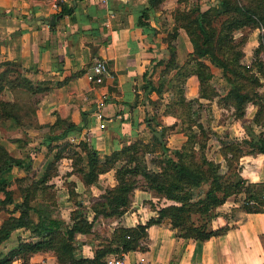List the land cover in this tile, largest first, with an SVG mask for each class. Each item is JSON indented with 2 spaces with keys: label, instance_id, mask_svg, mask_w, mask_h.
<instances>
[{
  "label": "crops",
  "instance_id": "0c3cea01",
  "mask_svg": "<svg viewBox=\"0 0 264 264\" xmlns=\"http://www.w3.org/2000/svg\"><path fill=\"white\" fill-rule=\"evenodd\" d=\"M63 5L73 7V13L61 14L54 24L48 23L60 15ZM179 5V0H164L156 9L152 0H0V73L4 69L1 63L12 60L34 83H44L51 88L37 108L33 104L35 95L24 89H5L4 99L18 100L31 109L36 108V113L30 108L22 112L24 123L14 119L0 120V142L12 155L29 159L38 178L55 160L62 145L66 141L72 142V136L77 142L82 138L89 140L101 157L137 139L150 141L160 118L155 114L158 109L153 107L158 95L155 90L146 88L147 78L154 79V84L160 79L159 61L169 56L164 40L175 24L173 12ZM148 7L151 27L138 23L140 13ZM162 13L165 16L160 18ZM175 44L177 59L182 64L192 51L189 36L183 28L179 29ZM101 59L106 61L109 74L102 83H95L90 75L94 63ZM59 116L85 125L80 134L73 132L66 138L53 139L49 145L46 142L49 134H60L63 128L52 131L38 125L54 124ZM60 162H64V168L68 170L57 171L49 181L59 191L65 188L62 181L76 175L70 156L63 154L56 165ZM240 164L245 179L264 182V153L243 155ZM114 172L102 173L99 182L106 179L114 185ZM6 175L14 179L25 176L26 172L14 167ZM139 190L143 199L153 197L152 191ZM238 195L240 200L244 199L243 193ZM15 199L22 200L20 192L15 194ZM223 206L229 210L218 216L213 229L228 225L224 233L207 239L184 237L170 219H164L147 228L145 249L124 252L127 264H134L140 255L164 264L198 261L205 264H264V212H247L232 196ZM142 211L128 210L115 221L98 216L94 225L96 238L80 234L79 238L85 241L79 247L78 255L94 257L103 239L110 237L117 227H135L158 215L155 209L149 213ZM3 212L0 223L8 215ZM94 217V212L90 211L89 219ZM69 218L70 213L66 219ZM19 238L36 239L31 237L30 230L19 228L0 245L5 247L3 252L16 248ZM117 255H108L107 262ZM31 262L57 264V257L52 251L37 252ZM21 263L18 259L13 264Z\"/></svg>",
  "mask_w": 264,
  "mask_h": 264
},
{
  "label": "trees",
  "instance_id": "16d2710c",
  "mask_svg": "<svg viewBox=\"0 0 264 264\" xmlns=\"http://www.w3.org/2000/svg\"><path fill=\"white\" fill-rule=\"evenodd\" d=\"M161 1L152 0L153 5H156L153 7L156 9ZM182 1L185 0H179ZM214 1L175 10V24L165 37L169 43L170 57L166 61H159L165 65L159 84L155 86L154 79L147 78L146 88L157 91L160 97H163L167 89L172 94L165 113L180 118L188 135L182 147L174 150L172 158L157 162L159 171L151 170L145 160L146 153L152 151L150 141L137 139L101 159V154L95 146L82 138L77 143L66 141L55 154V160L49 164L45 173L36 178L37 172L33 169L31 161L12 155L0 142V215L3 211L8 214L0 223V245L19 228L30 230L31 237L36 236V239L28 241L19 238L16 248L6 253L0 252V264H13L18 259L22 260L21 264H35L31 262V257L44 251L54 252L57 264H107V256L110 254L121 255L130 250L145 249L147 228L164 219H170L173 227L184 237L207 239L212 235L224 233L229 226L209 229L205 223H196L193 215L196 213L203 215V218H210L216 207L232 195L240 193L244 194L241 207L245 211L264 212V182H248L240 173H229L236 164L239 165L243 155L264 153V129L257 133L251 121L246 118L247 104L255 102L257 111L253 121L264 128V92H259L253 87L258 79L242 62L243 41H238L234 34L245 27L264 28V0ZM150 7L140 13L139 24L151 27L148 21ZM73 11V7L63 5L60 14L68 15ZM180 28L186 31L193 45V50L182 64L177 59V46L174 43ZM263 48L264 31L260 44V49ZM208 60L222 69L223 77L230 85L226 94L222 95V100L231 105L238 117L245 121L249 136L241 141L223 140L221 152L226 161L227 172H222L220 162L207 156L209 136L203 124L193 118L194 104L201 106V98L211 99L219 94L211 82L214 72L207 63ZM256 63L260 73L264 75V62L260 59L256 60ZM1 66L4 69L0 73V120L14 119L24 123L23 113L26 109L30 108L32 113H36L37 105L49 94L51 88L44 83H34L12 60H5ZM173 71L175 73L167 85L163 77ZM193 75L198 77L200 95L189 99L185 94V84ZM262 85L264 86V82ZM6 88L24 89L30 95H35L33 104L36 108L31 109L18 100L4 99L3 92ZM30 125L35 124L30 122ZM84 125L85 123L78 125L59 116L54 124L38 127H49L52 131L63 128L60 134H49V140L46 142L50 145L53 139L66 138L73 132L80 134ZM153 138L159 145L164 141L163 135L160 137L154 134ZM162 148L164 151L169 150L164 144ZM65 153L72 158L73 172L79 175L86 185L96 184L102 173L115 171L116 183L105 188L100 199L91 206L95 216L93 220L89 219L87 208L80 200L76 201L77 207L70 212L69 220L55 213L54 185L49 181L57 173L56 163ZM14 167L24 169L27 176L8 178L6 173ZM140 176L145 181L144 189L156 192L168 203L156 208L158 215L151 217L145 224L117 227L110 237L103 239L95 250L94 257L79 256L77 251L85 241L80 239L79 235L96 238L94 225L98 216L124 214L130 207L131 195L138 187ZM203 184H208L205 195L195 199L193 190ZM17 192L21 193L20 201L15 199ZM70 195L73 198L78 195L76 188H71ZM251 200L255 203H248Z\"/></svg>",
  "mask_w": 264,
  "mask_h": 264
},
{
  "label": "rangeland",
  "instance_id": "374dc122",
  "mask_svg": "<svg viewBox=\"0 0 264 264\" xmlns=\"http://www.w3.org/2000/svg\"><path fill=\"white\" fill-rule=\"evenodd\" d=\"M209 1L215 2L214 0H185L179 2L180 5L176 9L180 8L179 10H183L185 8H190L193 5H197V3L205 4ZM160 16H161L160 18H163L165 14L162 13ZM263 31L264 28L261 27H248V28L245 27L235 31L234 33L238 41H243L242 47L244 50V56L242 58V62L251 70V73H253L257 77L258 81L253 85V87H255L259 92H264V86L262 85V83L264 82V75L260 73L256 60L261 59L262 62H264V48L260 49L261 34ZM164 41L167 44L166 50L169 55L168 58L165 59L166 61L170 57V52H169V43L166 40ZM174 41H172V43ZM189 43L191 44L193 50V45L190 39H189ZM207 63L210 64L211 69L214 72V77L211 82L215 86L219 94L211 99L201 98V101L203 102L201 106H199L198 104H194L193 118L197 119L199 122L203 124L204 130L209 136L206 146L207 156L210 159H214L215 161L220 162L222 164V172H227L228 169H227L226 161L221 152V145L223 140L236 139L241 141L249 136L245 129V121H243L242 118L238 117L236 110L231 105L226 104L222 100V95H225L230 87L229 83L223 77L222 69L214 65L209 60L207 61ZM160 67L161 68L159 69V73L162 75L163 74L162 70L165 67V65L161 64ZM174 73L175 71L163 77L167 85H169V81L171 80V77L173 76ZM159 80L155 84V86L159 84ZM156 93L158 97L153 101V107L154 110L158 109V112H155V114L159 116L160 120L157 121V124L155 125L153 135L156 133H160V137L163 135L164 141L162 144L159 145L156 143V140L153 138L152 135V138L150 139V142L152 144V148H151L152 151L146 153L145 160L148 167L151 170L159 171L160 167L157 165V162L165 158H172L174 154L173 153L174 150L182 147V145L188 139V135L186 134V131L183 129V123L180 118L174 117L172 115L168 116V114L165 113L166 105L170 103L173 97L172 94L168 91V89L164 92L163 97H160L157 91ZM185 94L189 99L199 97L200 84L198 77L196 75L190 76L186 80ZM256 111H257V104L255 102H250L247 104L246 118L249 121H251L254 130L257 133H259L264 128L260 125H256V123L253 121ZM169 143H171V145H169ZM163 144L166 145L167 148H169L168 151L163 150L162 148ZM103 158L104 157H102L101 159ZM64 164H65L64 162H60L59 166L56 165L58 171L61 173H63V171L68 170L66 169V167L64 168ZM242 171H243L242 166L239 163V165L236 164L229 171V173L233 175L235 173H240V175L242 176ZM76 175H74L70 180L68 179L62 181V183L65 185V188H61V191L53 188L56 199V206H54L55 213L56 214L59 213L64 218L65 216L66 218H68L69 213L72 211V209L77 207V202H76L77 200H80L83 203V205L87 208L89 215V212L92 211L91 209L92 204L100 199L102 192L105 191V188H107L110 185V182H107V180L105 179V181L102 182L98 181L96 184L89 186L82 181L79 175L77 176ZM25 176H27V172ZM242 178L244 177L242 176ZM245 180L248 181V179ZM248 182H252V181H248ZM144 184L145 181L143 180V177L140 176L137 183L138 187L131 195V203L128 210L130 211L136 210L138 212L143 209L145 213H149L150 211H153L154 209L156 210V208L163 206L165 203H168V201L164 197H162L161 195L157 194L154 191H152L153 197L150 199H143V197H140L142 193L139 189L143 190ZM73 187L74 189L76 188V192H78V195H76L74 198L70 195V190ZM207 188H208V184H203L202 186L196 187L193 190L195 199L204 196ZM65 194L68 195V197H64ZM232 197H235L236 200L240 202V204L244 203L243 202L244 199L240 200L239 195L236 196L232 195ZM223 204H221L220 206L216 207L213 210L212 216L210 218L209 217L203 218L202 217L203 215L200 216V214L195 213L193 215V219L195 220L196 223H201V224L205 223L209 229L210 228L213 229V224L218 220L219 218L218 216L221 214L225 215V211L229 210L226 206L224 207ZM145 208L147 209L146 211L144 210ZM3 214L7 215L6 212H3ZM122 215L123 214L121 215L115 214L112 216H107V218H110L109 220L115 221V219H120ZM34 237L36 238V236ZM3 250H5V247L1 246L0 252H3Z\"/></svg>",
  "mask_w": 264,
  "mask_h": 264
},
{
  "label": "built area",
  "instance_id": "2783aa9c",
  "mask_svg": "<svg viewBox=\"0 0 264 264\" xmlns=\"http://www.w3.org/2000/svg\"><path fill=\"white\" fill-rule=\"evenodd\" d=\"M108 74H109V67L107 66L106 61L101 59V60H97L94 63L93 73L90 75V78L95 83H102ZM102 126L104 127L105 125L103 124ZM71 141L77 142V138L72 136ZM248 203L254 204L255 201L251 200ZM124 255L125 253L115 256L112 260L108 261L107 264H127ZM134 264H164V263L154 262L149 260L145 255H140L138 259L134 262ZM192 264H205V262L198 261Z\"/></svg>",
  "mask_w": 264,
  "mask_h": 264
},
{
  "label": "water",
  "instance_id": "95a60500",
  "mask_svg": "<svg viewBox=\"0 0 264 264\" xmlns=\"http://www.w3.org/2000/svg\"><path fill=\"white\" fill-rule=\"evenodd\" d=\"M61 16H62V15L60 14L58 17H56V18L53 17L52 20H48L47 22H48V23H52V24H54L55 20H56L57 18H60ZM157 135L160 136V133H157Z\"/></svg>",
  "mask_w": 264,
  "mask_h": 264
}]
</instances>
